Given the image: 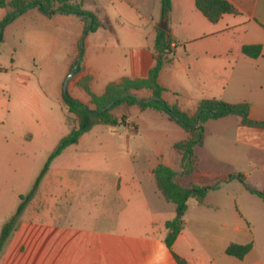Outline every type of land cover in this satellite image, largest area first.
<instances>
[{"label":"crops","instance_id":"0c3cea01","mask_svg":"<svg viewBox=\"0 0 264 264\" xmlns=\"http://www.w3.org/2000/svg\"><path fill=\"white\" fill-rule=\"evenodd\" d=\"M85 1L88 3V0ZM97 1L100 6L93 8L91 13L112 30L102 26L92 35L110 33L114 42L106 35L103 36L105 41L96 45L87 36L81 63L83 70L69 75L74 80L68 81L67 90L74 99L92 107L91 97L80 86L85 78H89V88L97 96H102L111 83H120L125 78H147L156 64V40L158 29H161L167 32V38L173 40L171 62L163 67L159 75V84L166 89L163 99L167 103L177 105L190 114H194L200 102L206 99H219L230 104L247 103L250 119L264 122V0H227L238 14H226L217 23L210 22L198 10L196 0H171L172 7L167 18L163 17L161 0ZM149 2H154V10L148 8ZM0 9L1 21L10 9ZM76 17H79L83 31L85 24L81 16L57 13L48 18L38 9L26 12L12 24L19 26L32 21L38 29L35 38L49 43L52 38L49 28H55L57 21L68 22ZM115 21L126 32L125 42ZM245 46H261L262 54L258 58L248 57L243 53ZM59 82L62 83L63 79ZM58 88L57 102L64 114V127L69 133L62 86ZM136 97L153 99L148 91L139 92ZM118 108L123 109L121 115L114 111L113 114L117 118L125 117L128 123L117 128L101 127H107L108 131L127 141L133 137L149 138L156 150L145 156L148 166L144 174L154 182L157 193L154 195H159V201H165L169 206H164L162 202L157 206L150 201L144 193L141 176L132 177L139 180L133 188L122 190L121 182H118L116 191L122 202L111 203L107 208L110 213L106 216L113 223L107 233V251L93 253L89 261L87 256H82L76 264H179L173 253L185 264H264V202L240 181L229 179L233 174H242L251 188L264 191V129L241 126L240 120L233 116L206 123L204 144L196 147L195 155L199 149L205 150L207 155L198 156L202 159L201 163L204 160V164L206 161L218 164V169L203 165L195 174L194 181L204 187L220 184L218 190L208 193L206 205L210 206V199H213L214 206L223 211V219L220 217L218 222L204 218L190 221L189 205L197 203L190 200L184 216V229L175 241L172 253L165 244V224L175 219L178 213L175 205L168 203L158 191L154 170L161 158L164 164L180 172L181 158L173 151V146L185 140L187 133L170 121L166 114L153 109L142 110L126 104ZM29 139L33 136L30 135ZM82 140L83 137L75 145ZM129 150L130 145L127 153ZM253 179L261 185L251 183ZM255 198L261 200L253 204L262 212V217L256 218L250 213V207L243 204V200ZM103 210L102 204L97 207L99 216H104L101 215L104 212H100ZM40 227L32 219L22 221L20 231L13 234L15 228L5 243H13L14 251L5 255L4 245L0 264H47L49 258L45 248L52 237L47 234L40 236ZM44 228L46 230L47 226ZM20 234L22 241L11 239ZM230 244H253V248L244 259L239 260L226 255ZM23 247L25 251H21Z\"/></svg>","mask_w":264,"mask_h":264},{"label":"rangeland","instance_id":"374dc122","mask_svg":"<svg viewBox=\"0 0 264 264\" xmlns=\"http://www.w3.org/2000/svg\"><path fill=\"white\" fill-rule=\"evenodd\" d=\"M72 2L82 3L83 10L90 13L100 6L97 0ZM154 7V2L148 3L149 9L154 10ZM1 13L0 9V16ZM76 18L68 22L57 21L55 28H49L52 35L49 43L35 38L38 29L32 21L19 26L12 24L13 21L5 28L4 42L0 44V237L5 224L16 215L22 198L34 189L61 138L68 133L57 102L58 87L62 86L64 94L66 82L74 80L69 75L75 72L81 59L75 60L80 49L84 56L87 36L98 45L105 41L103 36L110 34L92 35L95 32H90L86 36L78 22L79 17ZM115 25L125 42L123 26L117 21ZM109 36L114 42L113 35ZM62 79L63 82H59ZM122 110L113 109L117 115H121ZM30 135L33 139H29ZM152 150L156 147L148 137H133L127 141L100 126L83 136L79 145L70 147L52 161L18 220L19 224L32 219L42 226L38 230L40 236L52 237L45 248L49 258L47 264H76L82 256H87L89 261L93 253L107 251V233L113 227L111 218L106 216L110 213L107 208L111 203L122 202L116 191L118 182H121L122 190L133 188L139 180L132 177L141 176L144 193L150 201L169 206L165 201H159V195H154V182L144 174L148 166L145 156ZM205 155V150L197 151V157ZM203 165L218 169V164L209 161L204 164L203 160L200 167ZM251 183L261 185L254 179ZM254 201L261 202L255 198L243 200V204L250 207V213L256 218L262 217V212L254 207ZM101 204L104 210L100 212H104L101 214L104 216L97 212ZM209 204H190L189 220L204 218L218 222L220 217L223 219V211L214 206L213 199ZM21 223L13 234L20 231ZM44 226H47L46 230ZM20 237L22 234L11 239L22 241ZM5 246V255L14 251L13 243ZM21 251H25V247Z\"/></svg>","mask_w":264,"mask_h":264},{"label":"trees","instance_id":"16d2710c","mask_svg":"<svg viewBox=\"0 0 264 264\" xmlns=\"http://www.w3.org/2000/svg\"><path fill=\"white\" fill-rule=\"evenodd\" d=\"M163 17L167 18L171 11V0H161ZM198 10L212 23H217L226 14H238L236 8L227 0H196ZM0 8H9L10 12L0 21V44L4 41L5 28L31 9H38L44 16L52 18L57 13L75 14L83 17L85 24L84 33L86 36L90 32H96L104 26L109 30L111 27L103 25L98 18L85 10L81 4L73 3L72 0H0ZM173 40L167 38V32L158 29L156 40L155 56L156 64L151 69L145 79H123L120 83H111L106 88L102 96L94 95L89 88V78L80 82V86L91 97L89 107L77 99H74L68 90L63 94V109L66 114V121L69 133L64 136L46 163L41 175L39 176L34 189L26 197L22 198L16 215L5 224L0 237V253L15 230L20 215L25 210L27 204L32 200L42 178L48 172L52 161L60 156L68 147L75 145L86 134L90 133L97 126H109L117 128L126 125L125 117L117 118L113 114V109L122 104L130 107L137 106L142 110L153 109L157 112L166 114L170 121L179 125L187 133V138L173 146V151L181 158V170L175 171L160 162L154 170V176L158 191L163 198L173 205L177 210V217L165 224L167 235L165 244L173 253V245L178 236L184 229V216L188 209V202L195 200L200 205H206V198L211 190H218L220 184L215 186H200L194 181V176L199 172L201 159L195 155V148L202 147L204 144L206 129L205 125L209 121L220 120L229 116L237 117L241 126L256 127L264 129V122L250 119V107L247 103L230 104L219 99H206L200 102L194 114L182 111L177 105H170L163 99L166 89L159 84V75L163 67L171 62ZM243 53L251 58H258L262 54L261 46H245ZM76 74L83 70L82 52L80 49ZM148 91L152 94L153 100L147 103L140 101L136 97L137 93ZM131 94V95H127ZM127 95L126 97H124ZM113 104L112 108H105ZM230 180H238L243 183L248 191L257 195L264 202V191H258L249 186L242 174H233ZM253 244L238 245L230 244L226 249V255L235 257L239 260L244 259L252 250ZM175 260L179 264L185 262L175 253Z\"/></svg>","mask_w":264,"mask_h":264},{"label":"water","instance_id":"95a60500","mask_svg":"<svg viewBox=\"0 0 264 264\" xmlns=\"http://www.w3.org/2000/svg\"><path fill=\"white\" fill-rule=\"evenodd\" d=\"M162 29H166V27H161ZM67 86H68V81L66 82V84H65V87H64V90H65V92H66V90H67ZM127 95H131V94H127ZM127 95H125L124 97H126ZM153 99H140V101H142V102H144V103H147V102H150V101H152ZM112 106H113V104H110V105H108L106 108H105V110H107V109H110V108H112Z\"/></svg>","mask_w":264,"mask_h":264}]
</instances>
